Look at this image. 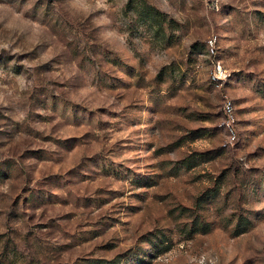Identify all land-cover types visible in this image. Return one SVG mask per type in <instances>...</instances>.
<instances>
[{
	"label": "rangeland",
	"instance_id": "obj_1",
	"mask_svg": "<svg viewBox=\"0 0 264 264\" xmlns=\"http://www.w3.org/2000/svg\"><path fill=\"white\" fill-rule=\"evenodd\" d=\"M108 263L264 264V0H0V264Z\"/></svg>",
	"mask_w": 264,
	"mask_h": 264
},
{
	"label": "built area",
	"instance_id": "obj_2",
	"mask_svg": "<svg viewBox=\"0 0 264 264\" xmlns=\"http://www.w3.org/2000/svg\"><path fill=\"white\" fill-rule=\"evenodd\" d=\"M214 39H210L209 40V51H210V53L211 54H214L215 52H214V47H213V43H214ZM214 72L215 73H220L221 72V67H220V65H216L215 67H214ZM224 108H225V111L228 113V114H231V112H232V106H231V103L229 102V101H227L225 104H224Z\"/></svg>",
	"mask_w": 264,
	"mask_h": 264
},
{
	"label": "trees",
	"instance_id": "obj_3",
	"mask_svg": "<svg viewBox=\"0 0 264 264\" xmlns=\"http://www.w3.org/2000/svg\"><path fill=\"white\" fill-rule=\"evenodd\" d=\"M109 264V263H108Z\"/></svg>",
	"mask_w": 264,
	"mask_h": 264
}]
</instances>
